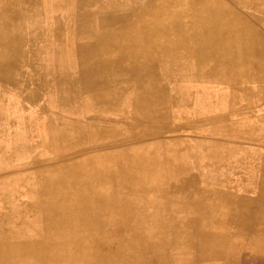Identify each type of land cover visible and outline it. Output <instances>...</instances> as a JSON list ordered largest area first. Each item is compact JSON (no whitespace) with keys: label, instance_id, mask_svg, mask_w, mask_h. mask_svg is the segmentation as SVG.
I'll list each match as a JSON object with an SVG mask.
<instances>
[{"label":"rangeland","instance_id":"rangeland-1","mask_svg":"<svg viewBox=\"0 0 264 264\" xmlns=\"http://www.w3.org/2000/svg\"><path fill=\"white\" fill-rule=\"evenodd\" d=\"M53 1L43 0L41 11ZM71 1L85 11L80 26L54 17L55 28L42 35L46 46L55 39L63 50L41 52L39 60L27 52L28 66L23 60L15 77L0 78V244H28L7 264H79L70 257L87 246L92 259L85 264H214L197 256V240L203 227L213 236L203 225L217 223L218 197L191 188L198 180L208 187L221 175L189 173L180 195V182L158 162L168 171L173 150L187 143L210 146L209 136L220 153L251 145L239 137L242 130L264 142V50L237 52L230 61L221 59L220 45L204 48L206 57L190 51L185 58L183 48L175 53L173 43L197 44L214 31L191 30L192 12L180 20L183 32L169 25L175 16L169 13L189 10L193 0ZM216 1L226 15L237 12L241 23L253 25V43H264V4ZM199 100L224 105L213 110L226 121L204 127L210 112ZM236 160L228 164L234 170L240 168ZM152 166V173L143 171ZM234 213L245 220L242 211ZM184 230L185 241H179ZM239 236L222 240L224 261L242 251L245 236Z\"/></svg>","mask_w":264,"mask_h":264},{"label":"bare ground","instance_id":"bare-ground-1","mask_svg":"<svg viewBox=\"0 0 264 264\" xmlns=\"http://www.w3.org/2000/svg\"><path fill=\"white\" fill-rule=\"evenodd\" d=\"M244 1H246L247 3L250 2V0H244ZM251 1L254 4H264V0H251ZM196 3H198L199 6H201V7H197ZM42 4L44 5L43 0H0V78H9V76L15 77L16 73L19 70L17 64L20 63L19 65H21L23 63L22 62L23 60L25 61V64H27V66H28L29 62H30V60H29L30 58H28L27 52H30V51L33 52L34 53V55H33L34 59L39 60V54L41 52H46V53L52 52V53H54L57 51H61V49L63 50L62 45H60V43L58 41L56 42L55 39H53L51 44H49L50 42L47 41L48 42L47 44H49V45L46 46L44 44L45 41L42 38L44 30H46V29L47 30H53L55 28L54 24H52V22H54V17L61 19V20H64L67 24H69V27H73L74 29H77L80 26V24L78 23V20L84 19L86 16L85 11L80 12V11H78L76 5L75 6L72 5L73 3L71 0H55L51 3H49L48 7H47L48 8L47 13L46 12L43 13L41 11V6H43ZM189 5H190L189 10L186 8L187 11H189L187 13L185 12L186 9L184 11H181V13H179V11L169 13V14H175V16H171L168 18V21L170 19L173 20V21H170L169 25L171 27H173L175 30L179 31L180 33L183 32L185 30V27L182 26L183 23L180 20H182V18L185 17V14H189L190 12H192L193 13L192 15H194V18H193V24L190 25L191 30L197 29L200 26L201 29L207 28V29L211 30L213 28L214 31L211 34H210V32L207 31V33L204 36H201V40L197 44H192L191 41H189V43H187V44H185V42L178 43L176 41H173V42H176V43L172 44V46H173L172 48L175 50V53H177L176 50L183 48L185 51V58L190 54V51L194 52V53H199L200 56H201V54H203V57H206V56H208V50H207V53H205L204 48L212 47V49H213L216 45L217 46L220 45L223 47V54H222L221 59L226 58V61H230V60L235 59L237 52H241L242 54L248 53L250 55L251 52L253 53V50L256 46H259L262 48V50H264V43H261L260 45L253 43V41L255 40V38H254L255 34L253 33V28H252L253 25H252V27H248L247 23H244V22L241 23L239 21V15L237 12H233L232 15H231V13H228L226 15L224 10L222 11L221 9L218 8L219 5H218V2L216 0H210V2L209 1L205 2V0H203V1L193 0L189 3ZM49 12L50 13L52 12V13L49 14ZM167 16H168V14H166L165 17H162V16H160V17L165 20V19H167ZM263 16H264V9H263ZM33 21L35 22V24ZM188 21H189V18H188ZM73 24H74V26H73ZM32 28H35V30H36L35 33H32L34 31ZM42 28H43V30H42ZM147 28H146V30H147ZM124 36H125V34H124ZM187 36H189V35H187ZM242 36H243V42H241ZM191 40H193V38H191ZM29 43H31L33 46L32 47L28 46ZM199 43L201 44V47H203V49H199L200 48ZM239 44L242 45V47H240L238 50V46H240ZM138 45H140V44H138ZM165 45H167V44H165ZM151 48H153V47H151ZM111 49H113V48H111ZM157 50H158V48H157ZM160 51H161V49L159 50V52ZM258 51H260V50L258 49ZM165 52H167V54H165V56L171 57V58L174 57V55L172 53H170L169 51H165ZM218 52H219V50H218ZM254 52H255V50H254ZM101 54H103V53H101ZM23 58H26V60ZM55 58H56L55 56L51 57L49 55L47 60L53 61V60H55ZM260 59H261V57H260ZM220 61H222V60H220ZM258 65H260V64H258ZM255 67H257V66L255 65ZM263 69H264V67H263ZM235 71H234V73H236V72L238 73V71H236V72ZM95 73H97V71ZM218 75H220L222 77L224 74L220 73ZM83 77H84V75H83ZM251 79H252V77H251ZM237 85H238V83H237ZM106 90H107V87H106ZM98 93H99V91H98ZM156 93H158V92H156ZM201 94L207 95L206 93H201ZM230 95L232 98H235V93L232 92ZM261 95H262V93H261ZM233 100H232L231 106H230V107H232V109H234L233 106L237 105V104H234ZM203 102H202V100H199L198 105L200 106V108L209 109V112H210L207 115H204L205 117L203 116L205 119L204 121H202L204 127H206L208 124L215 126V124L218 121H220L222 123L226 121V120H224L225 118L219 119L213 110L215 108V106L219 107V106H224V105H222V104L214 105V102H212V105H211L210 103H203ZM212 106H214V107H212ZM162 107H164V106H162ZM162 109H164V108H162ZM153 110L155 111V109H153ZM160 113H162V112H160ZM156 114H157V111H156ZM153 116H155V115H153ZM142 117H144V116H142ZM231 118H233V117L227 118V120L231 119ZM231 120H233V119H231ZM189 122H191V121H189ZM224 124L228 125L229 123H224ZM229 128H231L230 125H229ZM211 130L212 129H208V132H210ZM203 133H205V132H203ZM239 134H241V135H239V137L248 138L251 145L250 146H245V145L233 146L231 149H228V151H223L222 153H220V149L218 148V146L215 147L214 144H212L211 141L213 140V138L211 136H209V141H210L211 145L210 146L201 145V144H203V143H201L199 145V148L197 146L195 147L192 145H188L189 143H187V142H186L187 144H185V141L181 140V143H184L185 146L179 147L175 151L173 150L171 153V156H168V157H171V159L173 158V161L171 163L172 165H170V167L168 165V168H169L168 171L162 162H158L159 164H162V166H161L162 171L165 170L169 174L173 173L174 178L176 180L178 179V181L180 182L179 183L180 186L179 187L177 186V189H178V191H180V193H179L180 195H183V194L185 195V182H186L185 180L188 178L185 176L187 174L189 175V173H193V176L196 175V177H197L198 175H200V173L202 171H205V169H207L209 173L212 172L214 175H221L219 178L215 176L214 179H212V181H213L212 184L208 182V185H209L208 187H207V183L198 180L199 182L196 183L195 188H191L193 193L211 194V195L218 197V200L216 201V203H217V209H219L218 211L220 214L219 213L218 214L220 217H219L217 223H211L209 225H207L205 223V225H203L206 228H208L209 230L213 231V236H211L209 233L205 232L204 227H203L202 232L200 231L201 232L200 237L197 240V246H198V251H197L198 255L197 256L203 261L209 260V261H212L213 263H215V261L218 260L220 258V256H222V254L224 252H221L222 251L221 244L225 243V242H222L224 237H227V236H231V237L238 236V237H240L239 236L240 234L247 237V236H251V233L258 234V235L264 234V223L261 222L263 210H264V209L262 210V207H261L262 198L264 197V196H261L262 192H263L262 190H264V148L261 145H263L264 142L262 140L261 141L262 143L258 144L257 143L258 139H256L255 137H257V135H259V134L253 133V131L242 130V133L239 132ZM206 136L208 137V135H206ZM202 138H203V141H201V142L206 141L205 135L202 136ZM253 141L256 143L258 150L256 149V147L253 146V144H254ZM261 149H262V151H261ZM149 155H150V153H147V157H149ZM246 156H252L253 157L252 158L253 162L251 164H249L248 167H245L243 165V162H242V158H245ZM235 157L237 159L241 157V160H236V162L240 166V170L245 172V175L247 176L246 177L247 181L244 182L246 184L243 183L242 187H241V191H243L242 194H236V192L233 190V188H231L232 186L230 185L231 178H232L231 177L232 172H234L235 170L233 167H230L228 164L234 163ZM192 159H196L198 161H195V163L193 162V164H190L189 160H192ZM230 159H233V160H230ZM143 168H145V169H143V171H147L150 173H152V171H153V166L151 168H149V167H143ZM247 182L248 183L252 182L251 187L247 186L248 185ZM249 190H255V192L256 191L259 192V194L261 196L260 201H259V210L256 212V216H255V218H257L258 223H246L245 222V220L249 214V211H251L248 208L249 207V202H248L249 200L245 194V191H249ZM234 197H236V199H237L236 203L232 202V199ZM233 208H235L234 210L238 209V210L242 211L241 214L243 215L245 220L238 219L237 218L238 215H236V213H234ZM202 209L203 208H201V207H197L198 211H201ZM222 212L226 213L227 215L223 214ZM250 214H251V212H250ZM249 218H251V216ZM244 223H246V224H244ZM232 224H236V226H232ZM184 227H185V224H184ZM251 231H253V232H251ZM203 235H204V237H203ZM205 235L207 236L208 240H206ZM26 236H28V234H26ZM176 236L177 235L173 234V235H171V237H169V239L175 240ZM187 240H189V238ZM179 241H185V230L182 234L179 235ZM211 244H212L213 248L209 249L208 246ZM233 245H235V244H233ZM27 247H28L27 242H13V243H10V245H7V244L1 245L0 244V263L1 264H7L10 260L17 258L18 255H21L26 250ZM41 247H42V245H41ZM204 249H207V250L205 252H203ZM240 249H241V247H240ZM225 250H226V248H225ZM90 252H91V250L89 249V246H87V248H84L83 251H81L79 253L78 258H77V256H74V255H73V257L71 255L70 258H71V260L73 258V262L75 260L76 262H80L79 264H81V263L85 264V263L90 261V258L92 259V255L90 254ZM261 255H262V253H261ZM262 263H264V262H262Z\"/></svg>","mask_w":264,"mask_h":264},{"label":"crops","instance_id":"crops-1","mask_svg":"<svg viewBox=\"0 0 264 264\" xmlns=\"http://www.w3.org/2000/svg\"><path fill=\"white\" fill-rule=\"evenodd\" d=\"M238 146H240V145H238ZM245 146H250V145L246 144ZM261 146H263V148H264V144L261 145ZM254 147H256V149L258 150L257 146H254ZM261 151H262V149H261ZM252 158H253L252 156H246L245 158H242L243 164L249 166V164H251L253 162ZM237 160H241V157L238 158ZM231 177H232L231 178V183H230V185L232 186L231 188H233V190L236 192V194H242L243 193V191H241L242 184L245 181H247V178H246L247 176L245 175V172L241 171L240 168H237L234 172H232V176ZM244 184H246V183H244ZM247 184H248L247 186L251 187L252 182L251 183L247 182ZM262 191L263 192H262L261 196H264V190H262ZM245 194H246V196H247V198L249 200L248 201L249 202V207L248 208L251 210V211H249V214H248L245 222L246 223H258L257 218H255V216H256V212L259 210V201H260V197L261 196H260L259 192H257V191L255 192V190L245 191ZM261 207H262V210H263L264 209V197L262 198ZM250 212H251V214H250ZM250 216H251V218H249ZM261 222L264 223V210H263V215H262V221ZM251 232H253V231H251ZM230 238L232 240L234 238H235L234 240H237L236 236L235 237H230ZM263 239H264V234H261V235L259 234L258 235V234L251 233V236L245 237V242H244L245 245H244L243 248H241L242 251H240V252H236L235 251V253H234L235 255H233V253H231L229 261L226 260L225 262L227 264L228 263L229 264H264V263H262V262H264V240ZM235 242L237 243L238 241H235ZM258 244H262V246L260 247ZM256 245H258V247H255ZM261 253H262V255H261ZM224 254H222V256H220V258L218 260H216L214 264H226L224 262V260H223V259H225V255ZM234 256L235 257L237 256V257L235 258Z\"/></svg>","mask_w":264,"mask_h":264}]
</instances>
